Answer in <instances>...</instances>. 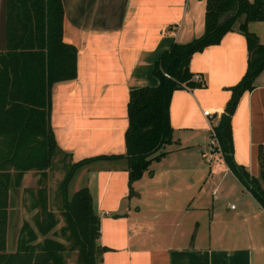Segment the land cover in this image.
Segmentation results:
<instances>
[{
    "label": "crops",
    "instance_id": "crops-1",
    "mask_svg": "<svg viewBox=\"0 0 264 264\" xmlns=\"http://www.w3.org/2000/svg\"><path fill=\"white\" fill-rule=\"evenodd\" d=\"M61 1L62 36L77 49V74L52 87L57 143L69 161L124 154L130 89L157 83L152 66L173 40L202 33L205 0ZM3 8L0 0V49ZM247 28L264 42V20H250ZM246 66V37L236 28L192 54L189 69L203 85L173 90L172 141L132 182V193L124 156L100 157L75 172L99 216L97 242L106 247L100 264H264V208L220 154L205 159L210 128ZM231 130L235 161L257 175L264 68L239 96ZM219 190L236 203L215 200ZM10 211L11 192L7 249L14 251L22 225L14 238Z\"/></svg>",
    "mask_w": 264,
    "mask_h": 264
},
{
    "label": "trees",
    "instance_id": "trees-1",
    "mask_svg": "<svg viewBox=\"0 0 264 264\" xmlns=\"http://www.w3.org/2000/svg\"><path fill=\"white\" fill-rule=\"evenodd\" d=\"M5 46L0 49V264H67L76 253L78 264H100L105 246L97 242L99 216L86 185L69 195L68 184L83 165L100 157L124 156L129 193L162 147L172 141L169 102L173 90L203 85L194 77L189 61L195 51L219 42L223 34L238 29L246 37L247 66L230 86L231 94L213 130L221 157L241 184L264 208V151L258 150L259 173L253 175L235 161L231 115L241 93L254 87L264 68V42L247 28L250 20H264V0H205L203 31L192 39L173 40L155 59L154 85L130 89L127 101L125 153L97 155L69 161L61 179V215L49 206L48 169L59 147L51 123L52 87L77 74V49L63 40L61 0H4ZM28 170L39 171L32 206L35 225L25 220L17 247L7 249L10 192Z\"/></svg>",
    "mask_w": 264,
    "mask_h": 264
},
{
    "label": "rangeland",
    "instance_id": "rangeland-1",
    "mask_svg": "<svg viewBox=\"0 0 264 264\" xmlns=\"http://www.w3.org/2000/svg\"><path fill=\"white\" fill-rule=\"evenodd\" d=\"M69 159L67 154L59 152L55 158L52 166L48 169V178H47V186L49 193V206L53 209L60 221L57 225V228L61 226L63 223L62 215H61V179L65 174V171L68 167ZM38 177L39 171L37 170H28L24 173L23 178L20 184H16L13 182L11 187V226L13 230V237L18 232L20 225L25 220H29L33 225H35V213L37 208L32 206V200L35 196L33 190H36L38 187ZM83 186V182L79 180V177L73 176L71 181L68 184V194L70 195L72 191L77 189L78 187ZM218 202L220 200L223 202L227 200L228 204L230 202L236 203V199L234 196L229 194L228 192L218 191V198L215 199ZM9 245L11 246L10 238ZM67 264H78L76 261V253L71 252L66 257Z\"/></svg>",
    "mask_w": 264,
    "mask_h": 264
},
{
    "label": "built area",
    "instance_id": "built-area-1",
    "mask_svg": "<svg viewBox=\"0 0 264 264\" xmlns=\"http://www.w3.org/2000/svg\"><path fill=\"white\" fill-rule=\"evenodd\" d=\"M194 77L199 78V74H195ZM203 113L211 114V112L208 109H204ZM215 154H220L221 156V150H220L218 139L213 130V125H212L210 128V134H209V140H208V150L206 152L205 159L207 161H210L214 157Z\"/></svg>",
    "mask_w": 264,
    "mask_h": 264
}]
</instances>
